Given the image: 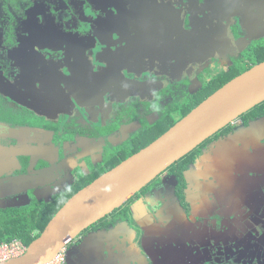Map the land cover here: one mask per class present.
<instances>
[{
	"label": "flooded vegetation",
	"instance_id": "1",
	"mask_svg": "<svg viewBox=\"0 0 264 264\" xmlns=\"http://www.w3.org/2000/svg\"><path fill=\"white\" fill-rule=\"evenodd\" d=\"M263 49L264 0H0V211L54 208ZM262 105L76 237L66 264H264V135L246 133ZM217 145L218 169L201 165Z\"/></svg>",
	"mask_w": 264,
	"mask_h": 264
},
{
	"label": "water",
	"instance_id": "2",
	"mask_svg": "<svg viewBox=\"0 0 264 264\" xmlns=\"http://www.w3.org/2000/svg\"><path fill=\"white\" fill-rule=\"evenodd\" d=\"M264 102V61L221 86L146 147L83 187L55 213L25 253L0 264H45L122 207L174 163Z\"/></svg>",
	"mask_w": 264,
	"mask_h": 264
},
{
	"label": "trees",
	"instance_id": "3",
	"mask_svg": "<svg viewBox=\"0 0 264 264\" xmlns=\"http://www.w3.org/2000/svg\"><path fill=\"white\" fill-rule=\"evenodd\" d=\"M256 57L258 58L257 59L258 63L264 61V49L260 53H258ZM251 67L252 65H249L247 67L239 69L238 72L232 73L230 77L226 78L224 81H221L220 83H217V84L208 83L207 85L208 90L203 97L198 96L194 98L193 100H189L188 103L184 106H182L181 105L182 103L180 102L179 103L176 102L175 104H172V107L174 106L173 108L171 107V109L165 110L166 113L164 112L165 114L162 117V119L164 118L165 120L163 121L164 123L161 126L162 129L153 139L146 142L144 145H141L135 151L128 153L127 155H124V157L117 160L116 162L111 163L105 169L96 170L93 176L87 180L88 181L87 184L73 186L72 190L68 194H65L64 195L65 198H63L59 202V204L56 205L54 208L51 209V206H46V204L39 202V203H33L31 207L29 206L27 208H20V209L13 208V209L5 210V211H0V244L11 242L17 239V240H20L24 245L28 246L34 239H36L41 234V232L44 230V228L46 227L50 219L55 215V213L64 205V203L71 196H73L83 187L91 183L93 180H95L97 177H99L104 172L118 165L120 161L125 160L129 156L138 152L140 149L146 147L147 144H149V142H151L152 140L154 141L157 136L166 132L170 127H172L175 123H177L180 119H182L186 114H188L194 107H196L199 103H201L209 95H211L221 86H223L225 82L243 73L244 71L248 70ZM262 107H264V105H262ZM175 112H176V116L172 117V113H175ZM241 117L244 118V115ZM195 154L196 152H192L186 155L185 157H183L182 159L174 163L172 166H170L167 169V171L173 174L176 170L177 164H180L182 167H186L188 162L194 159ZM154 182L155 181L153 180L145 188L148 189L149 187H152L151 185Z\"/></svg>",
	"mask_w": 264,
	"mask_h": 264
},
{
	"label": "built area",
	"instance_id": "4",
	"mask_svg": "<svg viewBox=\"0 0 264 264\" xmlns=\"http://www.w3.org/2000/svg\"><path fill=\"white\" fill-rule=\"evenodd\" d=\"M27 246L20 240L0 244V263L22 256L26 251ZM45 264H66V248L62 249L58 255L50 262Z\"/></svg>",
	"mask_w": 264,
	"mask_h": 264
},
{
	"label": "rangeland",
	"instance_id": "5",
	"mask_svg": "<svg viewBox=\"0 0 264 264\" xmlns=\"http://www.w3.org/2000/svg\"><path fill=\"white\" fill-rule=\"evenodd\" d=\"M200 60H202V59L200 58ZM148 76H149V74H148ZM53 114H54V116H56L57 112L54 111ZM259 131H260L259 134L264 135V120H260V121H258L256 123H253V124H251V126L248 129H246V133H248V134L253 133V132H259ZM28 145H29V142H28ZM219 148H220V145H217V148L215 149L214 152L219 150ZM217 155H221L222 156L223 152H221V151L216 152L215 153L216 157L214 158L213 161L206 160L207 159L206 155L202 156L203 159H202L201 165H205V166L207 165V166H210V167H212L214 169H218V164L213 163L214 161L217 162V159H219V157ZM199 160H201V158ZM207 162H211V163L208 164ZM38 196H40V194Z\"/></svg>",
	"mask_w": 264,
	"mask_h": 264
},
{
	"label": "crops",
	"instance_id": "6",
	"mask_svg": "<svg viewBox=\"0 0 264 264\" xmlns=\"http://www.w3.org/2000/svg\"><path fill=\"white\" fill-rule=\"evenodd\" d=\"M92 241H94V240H92ZM115 253H118V251H116ZM118 255H119L120 257H123V256H124V254H122V253H118Z\"/></svg>",
	"mask_w": 264,
	"mask_h": 264
}]
</instances>
